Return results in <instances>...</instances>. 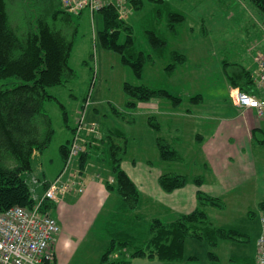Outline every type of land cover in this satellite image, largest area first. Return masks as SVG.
Segmentation results:
<instances>
[{
  "label": "trees",
  "instance_id": "obj_1",
  "mask_svg": "<svg viewBox=\"0 0 264 264\" xmlns=\"http://www.w3.org/2000/svg\"><path fill=\"white\" fill-rule=\"evenodd\" d=\"M22 1L31 11L30 0ZM249 1L264 15V0ZM141 3L142 0L129 1L133 10L141 9ZM52 4L48 11L33 10L27 17L25 34L19 36L9 24L6 0H0L1 211L15 205L26 208L33 206L34 192L25 174L32 170L33 154L43 152L55 135L52 120L43 111L44 102L55 99L48 92V88L62 85L74 75L69 66L73 40L68 34V28L72 25V15L79 14L65 11L58 0H53ZM165 6L166 26L174 35L178 32L177 27L185 21V14L172 9L167 2ZM98 12L103 19V27L96 34L100 48L116 54L118 63L129 67L138 79L144 78L145 67L154 63L155 59L167 57V63L163 67L167 76L186 63V56L177 50H170L168 41L157 30H145L151 52L143 51L135 43L132 24L120 17L114 6L102 7ZM158 14L161 15V11ZM225 66L230 86L247 93L259 94L251 70L243 67L232 69L228 63ZM121 90L125 96L124 105L120 109L109 102L110 112L121 124L128 126L134 125V112L141 102L160 99L174 109L187 104L186 109L190 111L191 107L200 106L205 100L202 93L195 92L186 98L164 86L147 83L135 85L125 81L121 83ZM87 101L88 99L83 103ZM60 107L63 110V120L68 126L67 112L62 105ZM146 123L152 130H160L156 117L148 116ZM100 128V136L89 138L85 150L78 158V168L81 171H84L87 161L91 159L106 164L113 180L105 181V188L117 197L111 210L97 225L98 233L108 239L99 259L100 264H131V259L135 257L179 260L182 258L187 238L205 240L211 246H215L220 238L248 241L245 233L234 229L226 230L209 219L205 208L222 209L225 203L221 197L209 195L200 189L196 193L198 206L192 212L176 214L171 220L160 216L148 217L140 209L143 200L140 190L122 167L128 150L127 134L119 125H101ZM74 129L73 126L70 127L72 134ZM70 143L71 138H68L59 148L63 167L67 162ZM155 143L161 161L182 160L181 153L170 139L157 136ZM189 182L200 187L204 177H190L172 171L163 172L158 177V185L165 192H172ZM48 183H42L41 193L45 191ZM262 206L264 201L260 203V207ZM56 208L55 202L45 200L40 210L53 214ZM117 251H121L120 256L110 259ZM183 264L201 263L196 256L191 255Z\"/></svg>",
  "mask_w": 264,
  "mask_h": 264
},
{
  "label": "rangeland",
  "instance_id": "obj_2",
  "mask_svg": "<svg viewBox=\"0 0 264 264\" xmlns=\"http://www.w3.org/2000/svg\"><path fill=\"white\" fill-rule=\"evenodd\" d=\"M161 1L142 0V7L137 10H133L130 5L124 19L133 26L135 43L140 50L151 52L145 30H157L168 41L170 50H177L182 54L187 51L189 55L192 53L193 59L205 66L202 70L206 73L207 70L210 71V83H205L206 81L202 83L200 79H197V82L194 81V83L182 82L185 80L184 75L186 73L180 75V72L185 71L186 63L179 67L176 72L167 76L163 71V67L167 63V57L155 59L154 63L145 67L144 81L149 85L164 86L173 93L186 96V98L195 92L202 93L203 96L205 94L207 96L205 98V110L230 114L232 106L228 102L227 92L232 86L229 85L227 92L225 91V82L221 81L223 76L218 68L219 62L227 60L226 62L229 64V62L237 61V58L240 59V55H247L248 57L250 54L254 64V68L251 69L253 76L257 68L255 57L258 52H264V15L249 0ZM52 2L53 0H30L32 6L30 11L22 0H6L10 26L16 30L19 36H22L27 30V17L33 13V10L37 12L41 10V12H44L43 10L48 11L53 6ZM166 2L170 4L172 9L185 14V21L177 27L178 32L174 35L170 33L166 26ZM159 11H161V15L158 14ZM102 27L103 19L99 12H96L94 16H91L88 11H84L79 15H72V25L71 28H68V34L73 40L69 66L72 68L74 75L62 85L48 88V92L55 99L45 101L43 111L50 116L55 135L50 145L43 152L33 154L32 170L25 174L27 178L29 175L55 178L62 173L60 171L63 168V160L59 148L70 137V127L76 126V118L80 116L76 115V118H74L77 106H80L79 109L82 107L80 110L82 114L84 113L87 122L97 123L100 134L101 125L109 127L107 125L113 126V121L116 124L118 123L129 140L128 153L125 157L127 161L135 157L139 159L147 158L153 163L160 162L163 166L162 173L166 171L181 173L186 172V168L192 167V164L189 163V160H192L191 154L187 155L175 143H173L174 146L179 148V152L187 161V164L163 162L159 159L154 142L155 131L148 127L141 110L135 111V123L132 126L121 124L111 114L109 102L122 109L125 100L119 83L120 64L117 55L101 49L96 38L97 32ZM66 29L65 31H67ZM253 30L260 33L261 38H252L251 31ZM245 33H250L251 36H246ZM197 46L209 51L203 52L202 48V52L199 53L200 47ZM217 70L220 71L217 72ZM177 74L179 80L174 82L170 77L173 75L175 77ZM218 95L223 96L226 100H219ZM87 99L89 103L85 105L83 102ZM60 105L67 112L68 126L63 120V110ZM187 106L185 104L182 107L186 108ZM86 137L88 141L92 136L87 135ZM92 161L90 162L91 165L95 166L97 161ZM177 164L182 165V167L178 168ZM102 165L106 170L102 173L105 175L104 182L112 181L109 167L106 164ZM88 168L93 170V167L89 165ZM70 171L69 169L64 171V176H67ZM40 193L35 194L36 198ZM239 194L240 197L236 203L227 201L228 205L220 210L217 209L218 215L214 210H211L210 214H208L206 208L205 210L212 222L215 221L216 224L220 225L219 227L226 230L234 229L245 233L248 236V241L238 242L220 238L215 246H211L205 240L187 238L184 243L182 258L179 260L135 257L131 259V264H182L191 255L196 256L201 264H230L233 261L231 259L235 261L232 264H237L238 261L244 260L243 258H250L245 264H253L251 261H253L252 258L255 255L256 240L260 230V203L264 201V168L259 173L258 179L253 180L252 184L248 182ZM142 199L140 209L148 217L158 216L162 213V206L157 204L153 198L142 195ZM109 210H111V207L106 206L103 211H100L97 216L100 220L99 218L96 219L99 221L93 222L92 226L86 228L82 238L73 233L70 235L71 232H66V227L69 230L73 229L72 222L75 219L73 214L72 216L69 215L71 220H64L65 228H63V225L61 227L60 222H58L60 227L58 235H60L61 240L55 242L58 243V246L56 245L58 249L55 252L59 264H100L99 259L108 239L103 238L98 233L99 228L97 225ZM55 212L56 210L53 215ZM175 216L171 215L172 218ZM171 217H165V220Z\"/></svg>",
  "mask_w": 264,
  "mask_h": 264
},
{
  "label": "crops",
  "instance_id": "obj_3",
  "mask_svg": "<svg viewBox=\"0 0 264 264\" xmlns=\"http://www.w3.org/2000/svg\"><path fill=\"white\" fill-rule=\"evenodd\" d=\"M251 32L252 38H261L260 33L257 31L255 32V30H253ZM245 35L251 36L250 33H245ZM202 48L203 47L199 48V53L202 52ZM197 50L198 48L196 51ZM245 50L247 51V49ZM208 51L209 50H204L203 52ZM185 53L184 54L187 56V66L185 71L180 72V75L186 73L184 75L185 80L182 82L194 83V81L200 79L202 83L204 81H206L205 83H210V71L207 70V73L203 71L202 69L205 66H202L201 62L195 61L192 57V53L190 55L187 51H185ZM239 58L240 59L237 58L235 62H229L232 69L243 67L251 70L254 68L250 54L248 57L247 55H240ZM226 61L227 60H221L218 68L221 70L223 76V80L221 81L225 82L224 88L227 92L229 83L225 74ZM220 70H217V72ZM173 76L170 77L171 80H174V82L179 80L177 79L179 76L178 74L175 77ZM119 79L120 85L125 81L135 85L146 83L144 78L138 79L129 67H123L121 65L119 69ZM123 97L125 100L124 95ZM204 98H207L205 94ZM217 98L219 100H226V98L221 95H218ZM205 102L206 99L203 101L202 105L191 107L192 109L187 111L186 108L188 106L186 108L174 109L171 108L168 103L160 99H153L139 103L135 110H141L145 116V120H147L148 116H154L160 123V130L158 132L155 131L154 142L157 136H162L170 139L172 143H175L176 146L183 149L187 155L191 154L192 160L190 159L189 163L192 164V167L189 169L186 168V172H181L182 174H187L190 177L194 175H202L204 177V182L200 187L189 182L179 189L165 193L158 185V177L163 171L162 163H153L150 159H139L135 157L127 161L125 158L128 153L127 151L122 161L123 169L137 185L141 195L153 198L157 204L162 206L161 208H163V211L158 215L161 218L165 219V217H171V215L175 216L176 214L192 212L198 206L196 193L199 189L209 195L221 197L225 205H228L227 201L236 203L240 197V190L248 182L252 184L253 180L256 181L259 177V173L263 171L264 119L260 118L251 108L242 109L236 107L229 97L228 102L232 106L230 114L218 111L211 112L210 110L208 112L204 107ZM79 107L80 106L76 107L74 118H76V115L81 114L80 109L82 107L80 109ZM112 125L115 126L118 125V123L116 124V122L113 121ZM107 126L112 127L110 125ZM69 138H71V135ZM176 146L174 147L180 151ZM187 151H189V153H187ZM90 162L93 161L88 160L85 165L84 174L86 175V186L84 191L70 196L67 202L59 203L54 214L58 222H60L61 227L63 225V228H65L64 220H71L69 215L72 216L73 214L75 217L72 222L73 229L69 230L67 227L65 229H67V233L71 232L70 235L73 233L80 238L85 234V229L92 226V223L96 221L100 211H103L106 206L113 207L114 201L117 199L113 192H108L105 188V175L102 173L106 170L103 165L97 162L94 166L91 165ZM176 162L187 164L183 156L182 160L173 163L176 164ZM88 165L93 167L94 171L92 168L89 169ZM176 166L178 168L182 167V165L178 164ZM52 179L53 178H47L45 176H28V182L34 194H39L40 191L42 192V183ZM206 210L208 214H210L211 210H214L218 215V210L216 208L207 207ZM168 219L171 220L172 217ZM213 222L215 223V221ZM59 236L60 235L57 234L52 243V248L55 251L58 249V247H56L58 243L56 244L55 242L61 240ZM64 239L66 240V238ZM243 259L244 260H240V262L238 261L237 264H245V262L250 260V258ZM56 260V264H59V259L57 258ZM252 260L251 262L256 264L255 255Z\"/></svg>",
  "mask_w": 264,
  "mask_h": 264
},
{
  "label": "built area",
  "instance_id": "obj_4",
  "mask_svg": "<svg viewBox=\"0 0 264 264\" xmlns=\"http://www.w3.org/2000/svg\"><path fill=\"white\" fill-rule=\"evenodd\" d=\"M61 7L72 14L88 11L94 16L102 7L114 6L124 18L130 8V0H58ZM257 68L253 74L260 94L247 93L238 87H230L228 97L238 108H251L264 119V52L257 53ZM89 101L85 103L87 105ZM69 146V155L62 173L49 181L45 191L35 200L31 208L12 206L0 210V264H56L57 255L52 248L53 240L59 233L57 218L50 212L40 210L43 201L56 204L66 202L70 196L82 193L86 186V175L78 168V158L86 148L87 135L98 138L100 132L96 122H87L84 113L76 118ZM71 170L67 176L64 171ZM260 232L256 240L255 263L264 264V206L259 211ZM121 251L110 256H120Z\"/></svg>",
  "mask_w": 264,
  "mask_h": 264
}]
</instances>
